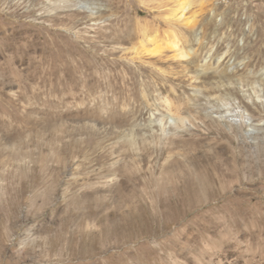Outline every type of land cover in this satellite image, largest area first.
Instances as JSON below:
<instances>
[{
  "label": "rangeland",
  "instance_id": "374dc122",
  "mask_svg": "<svg viewBox=\"0 0 264 264\" xmlns=\"http://www.w3.org/2000/svg\"><path fill=\"white\" fill-rule=\"evenodd\" d=\"M0 264H264V0H0Z\"/></svg>",
  "mask_w": 264,
  "mask_h": 264
},
{
  "label": "bare ground",
  "instance_id": "6f19581e",
  "mask_svg": "<svg viewBox=\"0 0 264 264\" xmlns=\"http://www.w3.org/2000/svg\"><path fill=\"white\" fill-rule=\"evenodd\" d=\"M226 74H227V73H226ZM238 115H239V114H238ZM246 116H247V115H246ZM240 117H241L242 120L245 119V116H244V114H242V113L240 114Z\"/></svg>",
  "mask_w": 264,
  "mask_h": 264
}]
</instances>
